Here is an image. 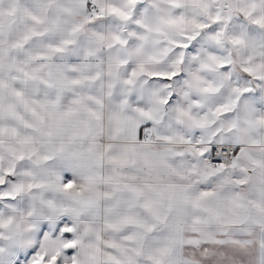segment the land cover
Returning a JSON list of instances; mask_svg holds the SVG:
<instances>
[{
    "label": "clouds",
    "instance_id": "clouds-1",
    "mask_svg": "<svg viewBox=\"0 0 264 264\" xmlns=\"http://www.w3.org/2000/svg\"><path fill=\"white\" fill-rule=\"evenodd\" d=\"M31 2L41 23L24 22L26 35L31 29L40 33L23 50L27 62L21 66L35 77L23 84L25 97L55 100L58 94L59 104L50 111L73 113L57 134L47 113L41 112V122L21 106L33 127L16 124L19 136L0 137V172L11 169L25 185L18 199L32 194L27 184L33 177L24 173L46 180L43 171L62 159L61 145L65 156L86 152L93 139L111 144L113 154L128 145L126 132L113 139V118L122 114L129 123L152 124L145 150L151 169L141 157L123 170L126 175L156 189L174 183L199 191L204 184L215 192L201 208H184L185 240L195 236L204 241L195 251L184 252L190 264H222L225 259L233 264L221 249L237 247L231 243L237 238L247 240L249 249L264 252V214L256 208L264 207V189L237 182L243 168H254L252 160L264 161V108L255 106L264 105V0ZM0 5L7 9L9 0H0ZM0 45L7 47V39ZM53 47L63 51L53 52ZM2 75L8 78L6 68ZM44 80L51 87L42 85ZM25 137L30 143L21 144ZM237 139L241 143H233V148L239 146L245 154L238 167L206 176L211 170L201 151L211 143ZM45 156L54 159L43 161ZM108 169L105 163L106 173ZM157 207L164 211L163 205ZM241 216L247 222L240 223ZM158 232L162 242L170 229L161 226Z\"/></svg>",
    "mask_w": 264,
    "mask_h": 264
},
{
    "label": "snow or ice",
    "instance_id": "snow-or-ice-1",
    "mask_svg": "<svg viewBox=\"0 0 264 264\" xmlns=\"http://www.w3.org/2000/svg\"><path fill=\"white\" fill-rule=\"evenodd\" d=\"M88 7L91 9L92 6ZM26 20L41 23L33 12L31 0H9L7 9L0 5V40L7 39V47L0 45V137L19 136L16 124L33 127L24 119L21 106L41 122V112L47 113L57 134L62 133L63 121L73 113L72 109L62 114L50 111L59 104L58 94L55 100L25 97L23 84L35 77L21 66L27 62L23 50L31 37L40 35L35 29L30 30V36L25 34ZM52 51L59 53L63 49L53 47ZM5 68L9 74L7 79L2 75ZM70 83L78 85L81 81L71 80ZM41 84L51 87L47 80ZM255 106L264 108L258 102ZM91 115L100 119L94 112ZM113 119L117 125L113 139L126 132L128 145L113 154L111 144H98L93 139L86 152H73L67 156L61 145L58 151L62 159L43 171L46 180H37L32 172L24 173L33 177V182L27 184L32 193L30 198L18 199L24 193L25 185L17 182L11 169L7 173L0 172V264H190L184 252L195 251L204 241L195 236L185 240L184 208L188 205L201 208L215 192L206 190L211 185L204 184L199 191H189L174 183L161 189L153 188L151 184H138L137 177L126 175L123 170L134 167L141 157L151 169L145 150L150 144L148 137L152 124L129 123L122 114ZM20 143L28 144L30 138H22ZM233 143L239 145L241 142L237 139L211 143L209 149L201 151L211 170L206 176L238 167L245 154L241 147L233 148ZM19 159L23 160L24 156ZM49 159L54 158L43 157V161ZM41 162L37 161V164ZM105 163L109 166L107 173ZM251 163L254 168H243L237 182L264 189V161L252 160ZM158 204L163 205V212ZM236 207L243 206L236 204ZM256 208L264 214V207L257 204ZM204 211L211 212V209ZM239 221L245 223L247 217L241 216ZM200 223L199 219L195 221L196 225ZM161 226L170 229L162 242L158 232ZM192 230L196 232L195 227ZM231 243L237 247L222 248L221 251L233 264H264V252L249 249L247 240L237 238ZM222 264H228V259Z\"/></svg>",
    "mask_w": 264,
    "mask_h": 264
}]
</instances>
